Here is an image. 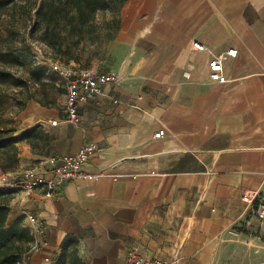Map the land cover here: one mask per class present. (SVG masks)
<instances>
[{"label": "crops", "instance_id": "1", "mask_svg": "<svg viewBox=\"0 0 264 264\" xmlns=\"http://www.w3.org/2000/svg\"><path fill=\"white\" fill-rule=\"evenodd\" d=\"M229 49L226 80H212L211 56ZM105 58L96 67L120 83L81 103L76 124L32 102L19 115L21 141L36 126L48 136L36 162L98 146L82 180L50 198L42 186L13 194L6 225L26 228L30 213L45 226L27 264H56L65 240L85 264H126L130 248L174 264H264V223L241 197L264 196V0H127Z\"/></svg>", "mask_w": 264, "mask_h": 264}, {"label": "trees", "instance_id": "2", "mask_svg": "<svg viewBox=\"0 0 264 264\" xmlns=\"http://www.w3.org/2000/svg\"><path fill=\"white\" fill-rule=\"evenodd\" d=\"M14 0H0V18ZM127 0H40L34 9L33 29L42 31V41L54 58L65 64L74 62L79 67H89L94 59V46L101 40L104 44L111 41L120 26V13ZM11 75L9 70L0 69V80ZM19 79V78H17ZM0 83V170L4 173L15 172L18 166V151L13 137L12 122L5 119L2 100L6 97ZM35 101L41 107L53 108L55 99L43 92L38 98L28 92L23 102ZM36 126L24 132L22 139L31 148L37 146L42 152L48 146L47 134ZM21 140V138L19 139ZM13 192L0 190V264H16L28 250L31 240L29 232L22 226V217L10 226L6 225L9 205ZM72 240L61 244L56 264H85L74 251L69 252Z\"/></svg>", "mask_w": 264, "mask_h": 264}, {"label": "built area", "instance_id": "3", "mask_svg": "<svg viewBox=\"0 0 264 264\" xmlns=\"http://www.w3.org/2000/svg\"><path fill=\"white\" fill-rule=\"evenodd\" d=\"M192 47L198 51H206L207 48L200 42L194 41ZM236 50L229 49L219 54H213L208 62V69L212 80L224 82L223 63L226 57H235ZM53 71L60 77L65 88L64 114L68 123L76 124L79 119L78 106L94 96L103 92L107 84H118L120 79L114 72L99 71L90 68H69L64 65L53 67ZM165 135L160 130L153 135L154 139H160ZM98 146L91 142L84 144L74 155L50 156L39 159L33 168L23 170L19 180L12 182L8 178L11 173H4L0 170V187L3 189L19 190L25 198H29L33 192L44 187L45 196L50 198L54 190L65 183L82 180L87 174L83 171V164L96 155ZM242 200L247 207L248 218L264 223V196L255 190L244 189ZM26 221V229L31 240L28 250L22 255L16 264H27L29 254L41 250L44 246L42 233L44 222L37 216L30 213H23ZM243 232L233 229L232 235L236 236ZM50 264L48 258L44 259ZM126 264H174L173 261H165L157 258H146L135 248H130L125 257Z\"/></svg>", "mask_w": 264, "mask_h": 264}, {"label": "rangeland", "instance_id": "4", "mask_svg": "<svg viewBox=\"0 0 264 264\" xmlns=\"http://www.w3.org/2000/svg\"><path fill=\"white\" fill-rule=\"evenodd\" d=\"M39 3L40 0H14L0 18V69L11 72V75L0 80L6 94L2 100L5 109L4 117L12 122L13 137L17 139L14 144L20 159L21 153L26 151V157L8 178L12 182L19 180L23 170L36 165V157L32 155L39 151L37 146L28 148L27 141L19 140L23 128L21 120L18 119L19 115L28 103L32 102L37 110L41 107L33 100L24 103L23 99L26 94L30 92L38 98L43 92H46L49 97L55 99L52 109L62 114L65 105V88L60 77L53 71V67L64 65L69 68L92 69L91 65L79 67L74 62L65 64L62 60L53 57L42 41V31L33 29L35 24L34 9ZM106 46L104 40L94 46L95 56L92 62L95 67L93 69L99 70L97 67L105 65ZM0 190L14 194L19 191L16 189L7 190L2 187ZM251 256H255V254L251 253ZM252 263L254 261L251 259Z\"/></svg>", "mask_w": 264, "mask_h": 264}]
</instances>
